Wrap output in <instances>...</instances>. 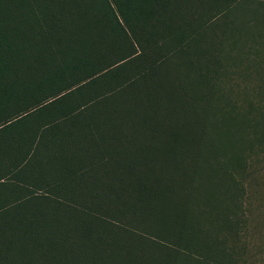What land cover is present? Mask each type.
Segmentation results:
<instances>
[{"label": "trees", "instance_id": "trees-1", "mask_svg": "<svg viewBox=\"0 0 264 264\" xmlns=\"http://www.w3.org/2000/svg\"><path fill=\"white\" fill-rule=\"evenodd\" d=\"M263 152L264 0H0V264H241Z\"/></svg>", "mask_w": 264, "mask_h": 264}, {"label": "rangeland", "instance_id": "rangeland-1", "mask_svg": "<svg viewBox=\"0 0 264 264\" xmlns=\"http://www.w3.org/2000/svg\"><path fill=\"white\" fill-rule=\"evenodd\" d=\"M253 58L254 54L248 55ZM241 63L235 67L233 80L230 86L234 96L238 99L245 98L253 102L259 101V80L255 66L249 64L250 59L243 56ZM257 158V160H256ZM253 168L251 169L247 194V208L249 215V225L244 230L238 245L241 248V264H264V152L259 156H253Z\"/></svg>", "mask_w": 264, "mask_h": 264}]
</instances>
